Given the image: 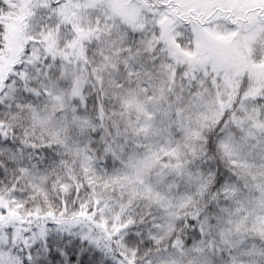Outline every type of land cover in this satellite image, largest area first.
<instances>
[{
  "label": "snow or ice",
  "instance_id": "6c2138e0",
  "mask_svg": "<svg viewBox=\"0 0 264 264\" xmlns=\"http://www.w3.org/2000/svg\"><path fill=\"white\" fill-rule=\"evenodd\" d=\"M0 264H264V0H0Z\"/></svg>",
  "mask_w": 264,
  "mask_h": 264
}]
</instances>
